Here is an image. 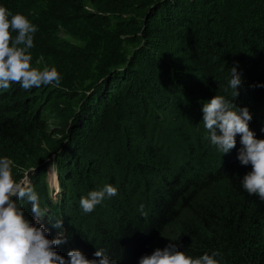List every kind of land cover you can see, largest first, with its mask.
<instances>
[{
  "label": "trees",
  "instance_id": "obj_1",
  "mask_svg": "<svg viewBox=\"0 0 264 264\" xmlns=\"http://www.w3.org/2000/svg\"><path fill=\"white\" fill-rule=\"evenodd\" d=\"M212 1L0 0V6L7 8L12 14L24 15L32 25L36 26L37 31L33 34L32 49L40 50L47 58L59 59L63 63L61 73H59V86H67L79 85L77 82L86 79L91 73L89 71L91 62L82 56L79 48L76 50L77 53L69 57L68 54H64L66 45L60 49H53L50 45L40 46L51 41L50 34H53L58 24L67 28L69 34L77 36L81 34L85 45L92 46L94 51L99 48L102 39L107 50L101 49L96 54L97 56L107 54L110 57V55H115L112 51L115 48V39L108 45L103 36L88 33L87 24L115 19V15L131 14L133 16L126 22L128 21L129 29H132L137 37L136 32L143 24L140 18L148 6L150 7L146 18L148 22L161 24L166 31L173 32L174 35L179 32L181 36H178L175 41L180 42L189 37L188 29H191V33L195 30L197 27L195 21H198L202 12L214 17L212 23L220 20L216 18V10L212 13L211 8L202 9V7L207 8ZM220 1L224 2L227 8L224 11L223 6L222 13L226 15L233 30L232 37L227 39L226 48L232 47L233 50L229 53L225 50L219 51L220 46L214 52L216 55L221 53V57L225 58L223 65H225L224 62L228 64L227 81L230 82L231 79L230 70L233 67L237 68L241 84L237 90L233 89V92L235 95L237 91L240 102L241 99L243 101L242 106L237 108L249 109L252 116L249 122L250 130L257 139H264V0ZM228 2L231 3V8L228 7ZM87 7L94 11H88ZM80 25L85 28L82 32ZM12 35L15 37L17 33L14 32ZM40 35L45 39H42ZM225 37V33L222 36L218 34L210 36L217 43ZM150 40L151 38L147 39L149 42L145 44L153 49ZM187 51L193 52V49L185 47L184 52ZM150 55L148 52L145 53V48L142 46L139 52L132 55L131 64L129 62L126 65L123 64L124 73L113 77L114 82L117 81L115 82L117 89L126 87L123 100L127 102L133 97V100L128 102L127 108L133 112L137 109L136 117H139L140 113L143 114V107L147 109L152 105L157 113L162 112L161 108L165 107L163 105H167L165 110L171 106L175 107L181 95L176 97V93L179 92L176 91L175 85L172 86L173 83L166 85L173 88L167 92L154 83L152 77L155 74L153 67L156 58ZM196 57L197 55L194 58ZM111 63H115V56ZM205 64L209 66L206 62ZM167 68L169 69L168 64ZM256 68H259L260 72H256ZM66 69H69V72L63 75ZM217 71L219 72L218 69ZM172 74H174L173 81H176L177 75L175 72ZM161 81L165 82L164 79ZM189 81L194 82V80ZM144 83L146 86L151 84L152 91L143 89V87L146 88ZM181 83L184 82L181 81ZM53 85L54 83L25 90L20 84L13 83L7 90L0 89V146L8 144L19 150H25L27 160L21 164H25L23 167L29 163H37L28 177L30 185L32 187L42 185L47 196L45 202L40 204L41 209L46 212V216L40 223L48 230L47 238L57 239L61 231L64 233L63 239L66 242L55 248L59 255L67 259L70 251L79 250L87 258L93 259L95 258L94 253L103 249L105 254L116 259L118 264H139L142 256L151 255L156 249L163 250L170 243H175L179 251H184L192 258H198L206 253L211 255L216 251L220 253V256L216 257L220 264H264V201L257 195H250L242 186L243 177L252 169L251 165L243 166L237 159L243 147L239 134L236 137V147L225 154L226 160L222 167L219 166L220 163L216 164V159H218L216 156L212 157L214 158L213 164L205 153L196 155L192 151H186L187 158L193 164L186 159L182 164L183 169L178 175H171L169 181L164 180L163 187H156L157 184L148 182L146 175H156L162 180L167 176L166 172L170 171L172 165L181 163V158H173V153H170L168 154L169 161L162 162L160 165L143 162L142 160L147 158L141 150L148 151L149 154L156 150L150 142L146 149L140 148L142 145L133 146L132 153H126L127 158L119 152V161L115 162L128 172L124 171L125 174H122L124 180L120 188L122 194L109 197L114 205L109 215L105 214L106 211L102 204L97 205L93 212L85 213L80 207L81 192L72 194L71 190H68L67 183L70 182L72 184L70 187L74 186L78 189L77 184L82 182L86 187L85 191H93L97 172L90 167V162L94 158L86 157L88 161L86 163L78 158L77 149L80 146L75 144L73 133L70 136L65 135L58 141L53 140V143L62 144L59 147L61 151L58 154L51 151L44 159H41L43 152L32 147L33 144L30 143H35L38 137H40V141L37 142L39 145L43 140L48 143L52 140L46 127L43 126L45 123L41 113L51 111L55 101L68 99V94L63 89ZM135 86H138V89L134 88ZM96 91L100 97L101 90ZM192 91L197 92L198 96L203 94L200 88H192ZM187 92L192 95L187 90L183 94V100L189 102L191 96ZM120 93L122 94V91ZM40 108L41 111H39ZM196 115L195 110L194 116ZM74 117V124L76 122L77 127L75 133L77 136L85 134L83 131L87 130L84 129L87 126V118L81 115ZM195 120L198 124L199 119ZM147 124L144 117L142 124L139 123L138 127L142 126L143 131ZM115 125H118L117 122ZM148 131L149 128L141 133L137 132V138L140 135L137 142L145 144L147 140L142 135L145 136L148 133L153 140L152 132L155 131ZM87 137L89 139L90 136L87 135ZM78 139L83 140L82 135L78 136ZM131 144H136V142H131ZM54 147L55 144L52 148ZM126 151L128 152V149ZM53 153L56 154L54 162L57 165V171L62 173L60 175L62 191L67 190L57 201L48 199L47 187L50 186L47 184V171L40 167L52 157ZM172 159L174 164L170 165ZM86 167L94 171L90 172ZM176 168L178 169L177 166ZM120 171L123 173V170ZM185 171L188 172V177ZM130 173H132L131 179L128 178ZM135 175L137 176L136 182L141 181L142 186L131 190L127 185ZM21 177V175H16L14 179L19 181ZM182 179L186 180L182 182ZM136 197H138L137 200ZM19 203L23 206L26 218L34 222L31 205L21 201ZM141 206H143L142 210ZM49 216L53 220H63V229L53 228ZM77 217L79 224L76 226ZM72 219L75 220L71 222Z\"/></svg>",
  "mask_w": 264,
  "mask_h": 264
},
{
  "label": "rangeland",
  "instance_id": "obj_2",
  "mask_svg": "<svg viewBox=\"0 0 264 264\" xmlns=\"http://www.w3.org/2000/svg\"><path fill=\"white\" fill-rule=\"evenodd\" d=\"M228 7L231 8L230 2H228ZM209 8L213 10L212 13L217 11L216 18H220V20L212 23L211 21L214 17L209 13L202 12L198 17V21H195V24L197 22L195 30L191 33V29H188L189 37L180 42L175 41L178 36H181L179 32H176L174 35L173 32L169 33L166 31L163 25L148 22L146 19L150 12V7L148 6L140 18L143 24H141V27L138 28L136 32L137 37L133 34V30L128 27V21L133 16L131 14L125 16L115 15V19H107L103 20V22L87 24V32L103 36L108 45H110L115 39V48L112 49V51L115 52V55H110V57H108L107 54L102 56H97L96 54V52L101 49L107 50L102 39L99 43V48L94 51L92 46L89 47L85 45L81 34L80 36L69 34L67 28L58 24L55 27L53 34H50L51 41H47L44 45L40 46L45 47L46 45H50L53 49H60L63 45H66L64 54H68L69 57H71L73 53H77L76 50L79 48L82 56L91 62L89 63L91 66L89 71L91 73H89L87 77L85 75L86 79L77 82L79 85H53L63 89L64 92L68 94V99L66 101H55L52 104L53 109H51V111L41 113L43 122L45 123L43 126L46 127V131L52 139L50 143L43 140L41 145L37 143L40 141V137L37 138L35 143L30 142L33 144L32 147L43 152V157L41 159H44L51 151H54L56 154L61 151L59 147H61L62 144L58 145V143H53V140L55 141L56 139L58 141L65 135L70 136V134L73 133L75 136V144L77 143L80 146V148L77 149L79 155L78 158L84 163L88 162L86 157L94 158L90 162V167L94 168L95 172H97L95 179L96 183H93L94 190H100L105 185H112L117 189L118 195L122 194L120 189L124 182L122 177L125 172H128L126 169L120 168L115 161H119V152H121L123 157H126V153H132L134 149L133 146L135 145H142L140 148L146 149L149 147L150 142L151 145L155 147L156 150L152 154H149L148 151L141 150L143 152L142 154L147 158L142 161L146 163L160 165L162 162L169 161L168 154L170 153H173V158H181V163L176 165H172L174 164L172 159L170 163V165H172L169 169L170 171L166 172L167 176L162 180L156 175H146L148 182L157 184L156 187H163L165 185L164 180L169 181L171 175H178L184 167H182L183 162L188 159L186 151H192L196 155L198 153H205L209 159H211L213 164L214 158L212 157L216 156L218 158L216 159V164L220 163L221 165L219 166L222 167L225 164L226 155L220 151L217 146L211 143L210 135L202 123L203 112L201 109L205 102L210 101L216 95L223 96L226 101L232 102L236 108L239 106L241 107L243 101L241 99L240 102V97L234 95L233 89L230 87V83L226 79L228 64L224 62L225 65H223L225 58L223 59L221 57V53L216 55L214 52V50L216 51V48H220V46L221 49H219V51L225 50L229 53V51L233 50L232 47L228 49L226 48L228 45L227 39L232 37L233 34L231 23H229L226 15L222 13V8L224 11H226L227 8L225 7L224 2L221 3L220 0H213L207 8L202 7V9L205 10ZM87 10L90 12L94 11L90 7H87ZM230 12L232 13V11ZM126 20L128 21L126 22ZM185 27L187 26L185 25ZM80 28H82L81 32L85 29L81 25ZM69 29H71L70 26ZM223 33H225L226 37L223 38V40L218 39V43L216 40L210 38L211 35L218 34L219 36H222ZM40 37L45 39L42 35H40ZM146 38H151L150 41L152 42L150 43L152 44L153 49L146 46L145 43L149 42ZM182 44L185 45L182 46ZM142 46L145 48V53L148 52L151 54L150 56L156 58L153 67L155 68V74L152 77L154 83H157L158 87L160 86L161 89L164 88L163 90H166V92L169 89H173L171 87H174L175 85L177 87L175 88L176 91L179 92L178 94L176 93V97L180 94L181 95L179 96V100L175 107L171 106L165 110L167 105H163L165 107H162V112L159 113H157L156 110H153L152 105L148 106L147 109L143 107V114L140 113V116L136 117L137 109L133 112V110H128L127 108L128 102L132 101L133 97L127 102L126 100H123L126 92V89L124 88L126 87L117 89V87H115V82L117 81L114 82L113 77L115 78V76L124 73V69H122L123 64L125 63L126 65L128 62L131 64L132 55L139 52ZM185 47L192 48L193 52H184ZM30 54L32 56L31 63L33 67L40 70L44 67H55L58 73H61L60 69L63 63L60 62L59 59L54 60L51 57L49 59L44 56L40 50H33L32 48L30 49ZM196 55L197 57L194 58ZM114 56L115 63H111ZM149 60L153 62L152 59ZM205 62L209 64V66L206 65ZM167 64L169 69L167 68ZM256 69V72H260L259 68ZM67 72H69V69H66V72H63V75H66ZM173 72L177 75L176 81H173ZM229 75H231V71L229 72ZM162 79H164L165 82L162 83ZM189 80H194V82H190ZM181 81L184 83H181ZM172 83V86H166ZM151 87V84H149L146 88L143 87V89L152 91ZM134 88L138 89V86H135ZM192 88H200L203 90V94L198 96L197 92L192 91ZM96 90H101L100 97L97 95ZM187 90L192 94L190 95L187 92V94L191 96L189 102L183 100V94L186 93ZM121 91L122 94L120 93ZM195 110L197 111L196 116H194ZM39 111H41V108ZM76 115H81L87 118L88 121L87 126L84 128L87 130L83 131L85 134L78 135H82L83 140L78 139L77 133H75L77 127L75 126L76 122L74 124V116ZM144 117L148 124L143 128V131L148 128L149 131H155L152 132L154 134L153 140L149 136V133L145 136L142 135L143 138L147 140L145 144H143V142H137V139L140 138V135L139 138H137V132H143L142 126L138 127V125L139 123L142 124V119ZM195 119H199L198 124H196ZM116 122L118 124L117 126L115 125ZM119 131H121L122 134ZM217 133L220 134L218 129ZM87 135L90 136L89 139ZM141 140L143 139L141 138ZM131 142H136V144H131ZM53 144H55L54 148H52ZM126 149H128V152ZM54 153L52 157L48 158V160H46L40 167L45 168L47 171L46 179L47 184L50 186L47 187L49 192L48 199L57 201L61 197V194L66 193L67 190L64 192L62 191L60 183V175H62V173L57 171L58 168L54 162L56 154ZM4 157L13 161V176L16 177V175H21L22 177L19 180L26 177L27 182L30 184L28 175L30 171L35 169L33 166H36L37 163H29L26 167H23L25 164L21 165L27 160L26 151L22 149L19 150L12 145L3 144L0 146V158ZM188 162L193 164L190 159H188ZM94 170L88 168V171L90 172H93ZM120 170H123V173ZM84 173H86V171ZM128 175V178L131 179L132 173ZM185 175L188 177V172L185 171ZM56 180L59 182L61 190L56 188ZM136 180L137 176L135 175L133 176V179L128 182L127 186L129 189L132 190L135 187L142 186L141 181L136 182ZM185 180L186 179H182L181 181L183 182ZM67 184L69 186L68 190H71L72 194L80 191L81 198L89 193V191H85L86 187L82 182L77 184L78 189L74 186L73 188L70 187L72 186L70 182ZM33 188L37 195L41 194L38 196L39 203L43 204L47 198L43 189L44 187L41 185ZM142 192H144V190ZM137 199L138 197H136V200ZM19 202L20 201H18V203ZM110 202L109 196L106 195L105 199L100 203V205L102 204L105 208L106 215H109L110 211L114 208V205ZM128 207L131 206L128 205ZM33 219L35 221L34 216ZM74 220L75 219H72L71 222ZM78 224L79 219L77 217L75 225L77 226Z\"/></svg>",
  "mask_w": 264,
  "mask_h": 264
},
{
  "label": "clouds",
  "instance_id": "obj_3",
  "mask_svg": "<svg viewBox=\"0 0 264 264\" xmlns=\"http://www.w3.org/2000/svg\"><path fill=\"white\" fill-rule=\"evenodd\" d=\"M36 31V26L24 15L12 14L0 6V89L7 90L13 83L20 84L25 90L53 83L59 86L60 76L55 67L40 70L32 66L30 49L34 46ZM14 32L17 33L15 37ZM230 71V87L237 90L241 84L240 74L236 67ZM202 112V123L211 143L224 154L236 147V137L241 136L243 147L237 159L241 165H251L252 169L243 177L242 186L250 195H257L264 201V139H257L250 130L252 116L249 109H238L223 96L216 95L203 104ZM12 168L11 159L0 158V264H118L103 249L97 250L93 259L79 250L70 251L67 259L59 255L55 248L66 242L63 231L57 239L47 238L48 230L40 223L46 212L40 207L39 197L26 177L19 181L14 179ZM116 194L115 187L105 185L82 197L80 207L85 213H91L106 195ZM18 201L31 205L34 222L26 218ZM49 221L53 228L63 229V220H53L49 216ZM217 256L220 253L214 251L211 255L206 253L192 258L179 251L175 243H170L163 250L156 249L151 255L142 256L139 264H220Z\"/></svg>",
  "mask_w": 264,
  "mask_h": 264
},
{
  "label": "bare ground",
  "instance_id": "obj_4",
  "mask_svg": "<svg viewBox=\"0 0 264 264\" xmlns=\"http://www.w3.org/2000/svg\"><path fill=\"white\" fill-rule=\"evenodd\" d=\"M57 180H58V179H57ZM57 180H56V184H55V185H56V188H57L58 190H61V189H60L59 182H57Z\"/></svg>",
  "mask_w": 264,
  "mask_h": 264
}]
</instances>
